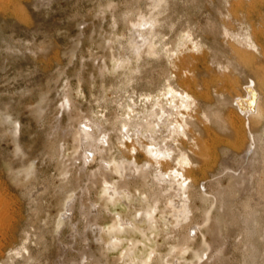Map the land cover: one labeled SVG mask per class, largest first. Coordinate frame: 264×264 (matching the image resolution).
Returning a JSON list of instances; mask_svg holds the SVG:
<instances>
[{
  "label": "bare ground",
  "instance_id": "bare-ground-1",
  "mask_svg": "<svg viewBox=\"0 0 264 264\" xmlns=\"http://www.w3.org/2000/svg\"><path fill=\"white\" fill-rule=\"evenodd\" d=\"M142 1L143 8L129 3L128 10L113 19V23L116 26L119 20L124 22L129 35L127 37L124 35V41L114 39L115 46L116 44L118 46L115 51L114 48L117 46L113 47V39H110L112 37L106 39L105 42L108 43L106 48L113 52L110 53V57L115 64H112L111 68H109L106 62L102 61L103 66L98 67L102 79L106 72L115 78L117 76L114 71H121L119 77L115 78L109 86L112 94L110 102L106 97L104 100L105 107L106 105H112L113 115L109 116L110 113L107 115V113L101 114L100 111H96L92 113L93 115L90 117L92 119H90L86 115L83 116L82 112L76 111V105L73 104V100H70L71 95L64 94L58 110V117H56L54 123V130L52 129V132L49 130L44 131V139L49 141L52 146V153H47L52 154L57 163L56 177L58 184L55 185V190L59 194V198H61L62 205L54 220L53 231L54 233L60 232V227L64 221L70 220L76 199L71 191L79 175L83 173L86 183H90V186H95L100 180L103 182V184L100 183L102 199L106 198L112 203L119 196L123 197L125 193L131 194L130 186H133L137 192L143 193L145 207L141 210L135 209V211L136 214H140L141 220L144 218L147 221L146 227H141L130 219H125L121 214L116 213L118 222L116 221L117 218L113 217V225H115L114 228L112 227L115 234L137 231L144 238H148V231L160 229L164 232V241L168 243L172 239L169 235L172 234L166 229L169 228L173 233L182 230L185 236L182 241L180 239L182 244L179 245L178 251H175V264H198L202 261V258L199 257L200 254L195 256L194 258L196 259L190 262L185 261L184 256L185 253L193 249V237L197 236L198 232L202 233L199 228L200 223H196L198 221L197 218L200 216L199 218L201 219L202 217L204 220L203 223L201 220L203 226L209 221V215L212 213L211 222L214 221L213 225L218 231V238H210L211 242L204 244L209 247L210 253H206V262L202 264H233L227 255V245L223 242L225 237L223 231L225 230L227 233L226 236H230L231 232H234L233 226H236L238 230L236 232L241 235V237L238 235L240 237L238 244L242 245L244 249L240 264H264V229L261 224V218H264V203L262 201L264 200L262 192L264 188V104L262 103L264 71L255 75V70H261L264 65H250V62L247 61L248 63H246V60H244L246 54H242L243 51L250 53L243 47L251 48L256 43L250 38L246 28L234 31L226 27L225 23L224 25L220 24L225 19L223 21L219 20L218 17H214L213 20L205 19L206 21L199 25V28L203 34H209L213 37V43L211 42L212 45L207 49L210 52L209 60L211 59L213 65H208L204 71L209 76L215 74V67L224 70L229 68L232 72L223 76L222 80L224 81L225 90L222 87L216 89L215 97L211 96L208 87L202 88L201 86L199 90L195 88L186 89L183 83L178 81L176 73L174 74L176 80L173 81V72L169 66H171L174 57L188 42L193 43L197 48L204 44L203 42H206L204 40L197 41L196 38L198 37L195 38L191 30L186 26L181 31L178 30L176 32L174 30V20L177 18L175 16L177 3L180 1L185 4L187 1L194 0ZM211 1H213L211 2L213 4V7L211 6L212 10L216 14L220 13V15H222L220 12L221 4L225 1L226 3H232L230 0ZM231 9L233 8L230 7L228 10L226 8L229 13L233 11ZM224 16H227V14ZM165 29L168 32L172 31L174 36L172 37L171 35V37L165 39L164 36L168 33ZM114 36L118 38L117 33ZM220 37L223 40L228 39L227 43L224 42L227 46L231 41L230 48H228L234 52V55L231 54L228 57L226 55L228 52H225L226 59L217 56L221 46ZM218 39L220 40L218 41ZM224 43L222 44L224 45ZM236 44L239 46H236ZM144 46L149 50L142 51ZM224 49L226 50V48ZM125 50L126 52L124 53L123 51ZM128 52H131L134 58L139 61L136 67L128 66L130 60H132ZM145 52L149 54V58H154L156 61H162L163 63V65L161 64V70L164 71L163 73L161 72L162 83L159 81L161 83L159 84L160 86L155 85L156 82L152 83L150 80L151 75L148 74L149 76L147 77L145 75L151 70L149 65L153 62L149 59H145L147 61L144 60L143 53ZM122 73L127 79L121 77ZM130 73H135V77L134 75L130 76ZM232 73H236L242 80L238 82L231 75ZM145 77L148 79L144 80ZM231 77L233 78L229 80ZM142 81L146 83L145 85L143 84L145 88L138 89V87L137 90L140 91V95L137 94L138 96H135V92H137L134 91L135 85ZM210 83L213 84L211 81ZM239 83L241 84L240 86ZM103 90L105 92L104 86ZM44 101L43 99L42 102ZM44 104L43 107L47 108ZM38 105L36 106L37 108L34 107L41 114L42 103ZM193 111H195V115L192 114ZM64 112L68 113V115L71 112V115L67 118L68 122L65 121V124H62L60 116ZM96 113H99L100 116H97ZM38 117L41 119L43 116ZM85 120L86 123H83ZM106 125L110 126L112 132L115 131V142L111 140L110 134L107 133L110 130ZM14 126L11 125V128ZM15 131L12 129L10 133L13 141L17 143ZM184 137L186 140L181 141ZM125 140H129L130 144L127 145ZM142 140L147 142L143 143ZM187 140H191L193 145L197 146L199 150L197 152L188 150V145L183 144H189ZM121 146L127 150V153L121 150ZM137 146L140 147L142 155H145L143 162L141 160V164L137 163L136 157L132 153V155L130 154L131 151L138 152ZM112 147H115L116 154L110 153L106 157V152ZM68 149H70L69 152H67ZM96 154L99 163L95 169L88 171L87 165L94 160ZM17 155L19 159L23 158L24 152H22L20 146L17 148ZM187 164H196L199 173L207 175V182L201 185L204 190H201L199 184L190 179L192 178L193 170L191 167L185 169L184 166ZM80 165H83V167ZM107 169L118 173L119 180L111 181L109 179L110 172L108 174ZM32 171L34 170L32 169ZM10 172L15 179L24 178L30 174L29 169H23L20 172L19 168H13L10 169ZM201 177L200 179L204 178ZM207 183H210L208 187ZM250 190H252L254 197L251 196L252 194H248ZM86 191L88 192L87 188L83 190L82 194L86 193ZM196 204H198V209H200L199 212L196 210ZM88 208L83 213L87 228L90 227L88 225H91V223H88L91 218H93L92 220H98L100 216L99 210L96 207H91L93 216L91 214V217H89L90 210ZM154 212L162 215L163 220L157 217ZM169 213L174 216L176 221L174 225L167 223L168 219L163 216L167 215L169 217ZM211 222L209 223L211 224ZM224 227L225 229L223 230L222 228ZM236 232L235 234H237ZM212 233H214L213 230ZM23 234L25 235L22 243L12 250L10 258L13 261V258L15 259L19 256L24 258L28 264L37 258L34 253H31V250V252L29 251L30 248L26 244L29 238L28 231ZM115 236H113L112 242L105 243V248L102 246L103 249L100 251L103 255L106 254L107 250L121 245L122 239ZM30 239H32V236ZM42 239L40 237L35 242L37 244L41 243ZM103 242L102 240L101 243L104 244ZM137 242L139 241L130 239V247L124 249L122 258L129 256L130 252H133ZM214 242H217V244H214ZM204 245L203 247L199 246L204 249ZM170 251H172L171 248ZM198 251L200 250L198 249ZM171 253L168 252L166 255L169 256ZM84 258L87 259L88 257L84 256ZM153 259L159 264H172V261H164L165 258L163 259L160 254H156L154 251H152L151 258L148 259L146 257L145 260H140V264H150L149 260ZM62 263L58 261V264ZM93 264H101V260L95 261Z\"/></svg>",
  "mask_w": 264,
  "mask_h": 264
},
{
  "label": "rangeland",
  "instance_id": "rangeland-1",
  "mask_svg": "<svg viewBox=\"0 0 264 264\" xmlns=\"http://www.w3.org/2000/svg\"><path fill=\"white\" fill-rule=\"evenodd\" d=\"M141 1L142 0H0V264H27L24 258L19 256L18 258H13V261L10 258L12 250L22 243V239L25 235L23 233L26 231H28L29 234V241L27 240L26 244L30 248L29 251L31 250L32 252H30L34 253L36 256L33 255L37 258L33 260L32 263L28 264H58V261L59 263L63 262L62 264H73V262H75V264H93V262L100 260L101 264H140V260H145L146 257L148 259L151 258L152 251L156 252V254H160L163 259L165 258L164 261H172V264H175V251H178L179 245L182 244V238L185 236L182 230H180L182 232L176 231L173 233L169 228L166 229V231L172 234L169 235L172 239H170L168 243L164 241V232L160 229L148 231V238H144L137 231L133 233L131 231L129 233L115 234L112 230L115 225H113V217L116 219L118 213L121 214L123 218L130 219L141 227H146L147 225V221L144 218L141 220L142 217L140 214H136L135 211V209L141 210L145 207L143 193L137 192L133 186H130L131 194L125 193L123 197L119 196V198L112 203L106 198L102 199L101 184H103V182H101L100 179L98 182V184L101 183L100 185L96 184L97 187H95L96 185L90 186V183H86L85 175L81 173L79 178L77 177L78 183L76 182L71 191L73 197L76 198L71 218L70 220L67 219V221H64L63 224L65 226L63 224L61 225L60 232L57 231L54 233L53 231L54 220L62 205L61 198H59V194H57L55 190V185L58 184V179L56 177L57 163L54 156L48 154L52 153V146L49 141L44 139V131L49 130L52 132L54 130V123L56 117H58V110L60 109L64 94L71 95L70 100H73V104L76 105V111L82 112L81 114H84L83 116L86 115L90 118L93 115L92 113L96 111H100L101 114L107 113V115L110 113L109 116L113 115L112 105H106L105 107L104 100L106 97L110 102V96L112 94L109 86L115 78L119 77L121 71H114L117 76L115 78L106 72L102 79L98 67L103 66L102 61H105L109 68H111L112 64H115L110 57L112 51L106 48L108 46V43L105 42L106 39L112 37L110 39H113V47H116L117 44L115 46V40L124 41V35H126V37L129 35L124 22L119 20L116 26L113 23V19L127 11L130 4L143 8V1ZM211 2L213 1L194 0L187 1L185 4L180 1L177 3L176 15L174 14L177 16L174 20V30L178 32V30L181 31L185 29L186 26L191 30L195 38L198 37L196 38L197 41L204 40L206 42H203L204 44H201L198 48L195 47L193 43L188 42L186 46L179 51L177 56L174 57L169 67L173 72V81L176 80L174 77L176 73L179 79L178 81L182 82L186 89L195 88L199 90L201 86L202 88L208 87L211 96L215 97L216 89L222 87V89L225 90L223 86L224 81L222 80L223 76L229 75L232 71L229 68L224 70L215 67V74L213 76L207 75L204 71L208 65H213L211 59L209 60L210 52L207 50L213 43V37L209 34H203L200 31L199 25L203 24V22L206 21L205 19L213 20L214 17H218L221 21L225 19L224 22H220V24L224 25L225 23V26L230 30L237 31L240 28H246L250 38L256 44L251 48L243 47V49L250 52H242V54H246L244 60H246V63L250 62V65L256 64V66H263L264 0H230L232 3H226L225 1L221 4L223 8L220 7L222 15H220V13L216 14L212 10L213 4H211ZM224 7H226L227 10L231 7L233 11L229 13L226 8L224 10ZM225 14H227V16H224ZM165 31L168 32L167 29H165ZM115 33L118 34V38L114 36ZM167 34L164 36L165 39L171 37V35L172 37L174 36L172 31ZM220 39H218V41ZM227 40L228 39L223 40L222 38V42L219 41L221 46L219 52H217V56L223 57L222 59L227 58L225 52H228L226 53L228 57H230L231 54L234 55V52L229 49L231 41L228 43V46L225 44L228 42ZM222 43H224L225 46ZM130 44L132 43L130 42ZM236 46L239 45L236 44ZM224 48H226L227 51ZM117 49L118 46L114 48V51ZM143 50L147 51L149 49L144 46L142 48V51ZM123 52L125 53L126 50ZM128 53L132 58L128 66L136 67L139 61L134 58L131 52ZM143 56L144 60L149 59L153 61L149 65L151 70L145 74L146 77L151 75L152 79L150 78V80L152 83L156 82L155 85L161 84V72L163 73L164 71L161 70L163 65L162 61L149 58V54L146 52L143 53ZM243 64L245 63L243 62ZM156 68L157 70H155ZM263 71L264 66L261 70H255V75ZM129 75H134L135 77V73H130ZM231 75L236 78L238 82L242 80L236 73H232ZM121 77L127 79L123 73ZM146 77L144 80L148 79ZM233 77L229 78V80ZM210 81L213 84H211ZM141 83L142 85H140ZM141 83L139 82L135 85L134 91H137L135 92V96L140 95V91L137 90L138 87V89L145 88L143 87V84H146L145 81ZM240 85L239 83V86ZM103 86L105 87V92ZM44 93L46 94L44 95ZM43 99L45 100V104L42 102ZM262 99V103L264 104V90H262ZM37 104L41 105L42 111L44 110L43 113L41 111L40 114L36 111ZM43 104L47 108L43 107ZM96 114L100 116L99 113ZM192 114L195 115V111H193ZM70 115L71 112L69 115L65 112L62 113L60 116L61 123L65 124V121L68 122L67 118H69ZM38 116H43L44 118L42 117L41 120ZM83 123H86V120L83 121ZM11 125L15 126L11 128ZM106 127L110 130H107V133L110 134L111 140L115 142V131H113V133L109 125H106ZM12 129L14 131L16 130L17 143L12 139L10 133ZM194 129L197 130L196 128ZM184 138L181 139V141L186 140V138ZM187 141L189 144H183L188 145H186L188 150L195 152L199 150L197 146L193 145L191 140ZM142 142L146 143L147 141L142 140ZM126 144L129 145L130 141L128 140ZM19 146L22 152H24L23 158L21 157L20 159L17 155V148ZM137 147L139 153L131 151L130 154L132 153L133 156L136 157L137 163L141 164V160L143 162L145 155H142L140 147ZM120 148L124 153H127V150L124 149L123 146ZM69 150L70 149H68L67 152H69ZM43 153L45 157H43ZM110 153L116 154L115 147H112L106 152V157H108ZM98 163L99 159L96 154L94 160L89 163L90 165H87L88 171L90 169H95ZM80 166L83 167V165ZM184 167L185 169L189 167L192 168L193 174H191L192 178L190 179L195 181L196 184H199L202 190L203 188L201 185L207 182V175L200 174L196 164H187ZM13 168H19L20 172L23 171V169H29L31 175L25 176L26 178L19 177L15 179L10 172V169ZM32 169L34 171H32ZM82 171L85 172L84 170ZM107 172L108 174L110 172L109 179L111 181L115 182L119 180L118 173L110 170ZM200 177L204 178L200 179ZM208 184L210 183H207V187ZM173 185L175 184L173 183ZM85 187L88 189V192L86 191V193L84 192V194H82L83 190H86ZM262 192L264 194V188ZM248 194H252L251 196L254 197L252 190H250ZM262 201L264 203V200ZM94 202L95 204H93ZM195 206L197 208L196 210L199 212L200 209H198V204ZM87 207H89L88 210H90L89 217H91L90 215L93 213L91 207H96L100 212H98L100 215L98 220H92L93 218H91L92 221L90 220L88 222L91 223V225H88V227L90 226L89 228H87V222L84 220L85 218L83 216ZM195 213L197 212L195 211ZM154 214L163 220L161 217L162 215L157 212H154ZM168 215L169 217L163 215L165 219H168L167 221L164 220L174 225L176 221L173 214L169 213ZM209 216V221H206L207 223L205 225L203 224V226L202 223L204 220L202 217L201 219L199 218L200 216L197 218L198 221L196 220V223L201 224H199V228L200 231L202 230L203 234L198 232L197 236L193 237L192 242H194V246L190 252L185 253V261L190 262L196 259L194 258L195 256L200 254L199 257L202 258V261L198 264L206 262L205 259L207 257L205 255L207 252L210 253V249L204 244L211 242L210 240L213 237L218 238V231L215 225H213L214 221L211 222L212 213H210ZM116 221L118 222V218ZM209 222H211V224ZM94 224L97 225L95 226ZM261 224L264 229V218H261ZM207 225L211 226L208 227ZM130 228L132 227L130 226ZM211 229L217 235L212 233ZM222 229L224 230L225 227ZM232 229H234V232H231L230 236H226L227 233L225 230L223 231L225 234L223 242L227 245V255L232 263L240 264L244 251L242 245L238 244L241 235L236 232L238 231L236 226H233ZM235 232L237 234H235ZM110 234L121 238L122 242L120 246L107 250L106 254L103 255L101 249H103V247L105 248V243H110V241L112 242L113 240V236ZM31 236L32 239H30ZM40 237L43 238L42 242L37 244L35 241H38ZM130 239L139 242L136 243L135 249L133 252H130L129 256L122 258L124 256V249L130 247ZM102 240L104 244L101 243ZM214 244H217V242H214ZM199 245L202 247L204 245V249L206 248L205 251H203L204 249H202V247L200 248ZM170 248L172 251H170ZM168 252L172 253L167 256L166 254H168ZM84 256L88 258L86 259ZM149 262L150 264H159L155 259L149 260Z\"/></svg>",
  "mask_w": 264,
  "mask_h": 264
}]
</instances>
